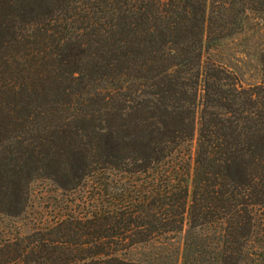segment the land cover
<instances>
[{"label":"trees","instance_id":"1","mask_svg":"<svg viewBox=\"0 0 264 264\" xmlns=\"http://www.w3.org/2000/svg\"><path fill=\"white\" fill-rule=\"evenodd\" d=\"M246 35L264 0H0V215L35 180L89 192L0 264H168L125 253L185 225L189 264H264V46L254 85L217 58Z\"/></svg>","mask_w":264,"mask_h":264},{"label":"rangeland","instance_id":"2","mask_svg":"<svg viewBox=\"0 0 264 264\" xmlns=\"http://www.w3.org/2000/svg\"><path fill=\"white\" fill-rule=\"evenodd\" d=\"M264 46V35L239 36L225 40L221 51L217 54L218 60L226 64L237 76L243 86L254 85L261 79L259 66V54ZM89 198L87 189H77L74 193H63L52 185L49 179L35 180L30 185V194L27 199V210L18 218H8L0 215V235L26 236L37 229L43 230L46 226H53L66 214H72L76 218H84L88 214L85 202ZM71 204L69 213L65 211V204ZM187 236V225L183 234L177 239L169 250L161 256H155L153 250L146 245L135 246L126 251L125 256L134 260H147L155 257L168 264H189L183 256L194 257V250L183 247L184 238ZM83 240V239H81ZM181 246L182 252L177 259L175 249ZM171 259V261H170ZM173 259V261H172Z\"/></svg>","mask_w":264,"mask_h":264}]
</instances>
